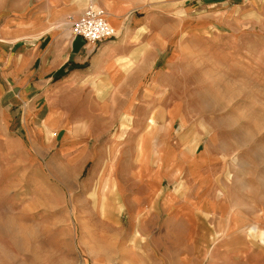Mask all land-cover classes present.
<instances>
[{
    "label": "crops",
    "instance_id": "crops-1",
    "mask_svg": "<svg viewBox=\"0 0 264 264\" xmlns=\"http://www.w3.org/2000/svg\"><path fill=\"white\" fill-rule=\"evenodd\" d=\"M89 1L0 0V141L24 150L41 182L57 167L56 207L72 215L83 264H264L255 209L228 204L209 173L163 189L148 177L158 158L134 156L149 119L170 122L171 97H187L189 52L169 41L177 31L161 14L130 13V3L110 12L112 25L100 0L115 35L86 42L69 27ZM237 14L244 24L249 11ZM83 175L78 190L61 184Z\"/></svg>",
    "mask_w": 264,
    "mask_h": 264
},
{
    "label": "rangeland",
    "instance_id": "rangeland-1",
    "mask_svg": "<svg viewBox=\"0 0 264 264\" xmlns=\"http://www.w3.org/2000/svg\"><path fill=\"white\" fill-rule=\"evenodd\" d=\"M256 1L102 0V7L112 25L110 12L129 9L128 3L137 16L161 14L162 24L171 25L168 33L177 31L171 46L189 52L188 85L179 86L187 97H171L174 113L170 122L162 119L163 134L151 117L146 148L134 150L135 157L158 158L148 177L162 179L163 189H181L186 174L209 173L228 204L252 207L264 219V0ZM99 3L90 0L82 12ZM245 11L246 22L234 24V12ZM56 168L49 167L52 181L42 183L43 173L29 164L25 151L0 141V264H83L72 215L56 207ZM85 177L61 184L78 190ZM85 240L94 247L93 238Z\"/></svg>",
    "mask_w": 264,
    "mask_h": 264
},
{
    "label": "built area",
    "instance_id": "built-area-1",
    "mask_svg": "<svg viewBox=\"0 0 264 264\" xmlns=\"http://www.w3.org/2000/svg\"><path fill=\"white\" fill-rule=\"evenodd\" d=\"M69 28L73 36L81 37L90 43L101 42L115 35L114 29L107 22L105 11L94 7H88L79 16L71 18Z\"/></svg>",
    "mask_w": 264,
    "mask_h": 264
},
{
    "label": "bare ground",
    "instance_id": "bare-ground-1",
    "mask_svg": "<svg viewBox=\"0 0 264 264\" xmlns=\"http://www.w3.org/2000/svg\"><path fill=\"white\" fill-rule=\"evenodd\" d=\"M152 121H149V123H151Z\"/></svg>",
    "mask_w": 264,
    "mask_h": 264
}]
</instances>
